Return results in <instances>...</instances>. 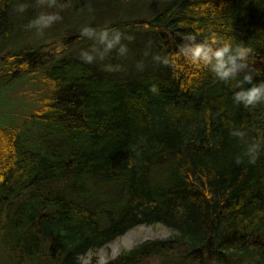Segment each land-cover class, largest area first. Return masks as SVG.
<instances>
[{
	"label": "trees",
	"instance_id": "trees-1",
	"mask_svg": "<svg viewBox=\"0 0 264 264\" xmlns=\"http://www.w3.org/2000/svg\"><path fill=\"white\" fill-rule=\"evenodd\" d=\"M56 1L0 0V93L15 90L16 108L0 110V264H98L81 257L157 223L173 234L101 264H264V92L236 97L264 84V0H169L136 24L10 49L20 6L85 17L139 3ZM138 27L162 57L155 72L114 68L119 45L101 65L76 53ZM212 39L250 50L225 79L214 57L192 62Z\"/></svg>",
	"mask_w": 264,
	"mask_h": 264
},
{
	"label": "rangeland",
	"instance_id": "rangeland-1",
	"mask_svg": "<svg viewBox=\"0 0 264 264\" xmlns=\"http://www.w3.org/2000/svg\"><path fill=\"white\" fill-rule=\"evenodd\" d=\"M43 1V0H42ZM169 0H160L159 2L152 0H138L133 7L122 5L118 10H111V8H102L101 10H93L92 13L87 12L85 17H66L67 15H61L60 20L54 22L50 27L41 28L40 25L34 27H28L30 21L34 20L38 15L34 14L35 10L27 9L21 12V17L24 19L18 20V26L13 29L10 49L23 44V42L31 43H44L49 42L54 38H62L65 36H74L82 34V29L85 27L89 29H95L103 26H109L112 24L123 25L124 23L131 22L136 24L138 20H148L153 11L157 8H162ZM51 3V2H50ZM56 3H58L56 1ZM52 4V3H51ZM46 2H43V8ZM51 8H55V4H52ZM56 9V8H55ZM54 10V9H53ZM55 11V10H54ZM48 13L52 12L50 9ZM152 13V14H151ZM138 30H118L110 31L97 37L88 43H80L76 46L75 50L77 54H83L84 56L90 55L97 65L100 64V59L105 56H110V50L117 48L119 45L120 51L115 52V66L125 72H155L160 66L161 56L157 53L151 43V35L143 27H138ZM84 34V33H83ZM95 41H97L98 47L95 48ZM93 42V43H92ZM94 52L91 56L90 52ZM89 57V56H88ZM185 73H188L185 70ZM22 93V91H20ZM15 90L11 94L0 93V110L14 111L15 108ZM8 100V103H3ZM6 115V114H5ZM1 116V115H0ZM11 116V115H9ZM5 118V116L3 117ZM173 234V231L166 226L157 223L153 225H137L128 231H126L120 237L110 241L103 247L98 248L95 252H88L81 257L82 263L90 262L92 257H96L98 264L104 263L117 255L121 250L128 249L134 244L146 240L155 238H167ZM160 257H151L142 262L141 264H159Z\"/></svg>",
	"mask_w": 264,
	"mask_h": 264
},
{
	"label": "clouds",
	"instance_id": "clouds-1",
	"mask_svg": "<svg viewBox=\"0 0 264 264\" xmlns=\"http://www.w3.org/2000/svg\"><path fill=\"white\" fill-rule=\"evenodd\" d=\"M56 0H51L52 4H55ZM19 11L23 12L24 6H20L18 8ZM61 17L57 13H41L34 20L30 21L28 27H34L35 25H40L41 28L50 27L54 22L60 20ZM90 29L85 27L82 29V34L88 32ZM106 35V31H105ZM189 39H195L194 36H189ZM217 41L212 39L210 43H197L191 49V58L192 62L196 63L198 60H203L205 63H210L213 57L215 58V65L213 66V70L216 74L221 78H227L233 71L236 66L237 58H245L249 53V49L243 47L241 45L236 46L235 54H231L232 45L228 42H225L223 46L215 48L213 50L212 44H215ZM183 47L181 48V52H183ZM90 62V60H89ZM245 79H250V77H245ZM264 92V84L260 86H253L250 90L244 93H237V99H243L245 102V106L254 105L256 101L260 98L261 93ZM257 157L250 158V163H255ZM241 159L237 158V163H240Z\"/></svg>",
	"mask_w": 264,
	"mask_h": 264
}]
</instances>
